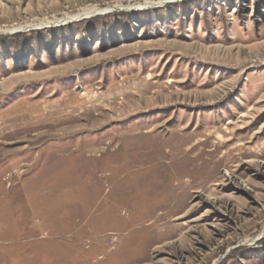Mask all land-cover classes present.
<instances>
[{"label":"rangeland","instance_id":"rangeland-1","mask_svg":"<svg viewBox=\"0 0 264 264\" xmlns=\"http://www.w3.org/2000/svg\"><path fill=\"white\" fill-rule=\"evenodd\" d=\"M0 264H264V0H0Z\"/></svg>","mask_w":264,"mask_h":264},{"label":"bare ground","instance_id":"bare-ground-1","mask_svg":"<svg viewBox=\"0 0 264 264\" xmlns=\"http://www.w3.org/2000/svg\"><path fill=\"white\" fill-rule=\"evenodd\" d=\"M95 10V8H92L91 9V11H94ZM82 13V12H81ZM68 16H70V17H75V16H79V15H81L80 13H76V14H73V15H69V14H67Z\"/></svg>","mask_w":264,"mask_h":264}]
</instances>
